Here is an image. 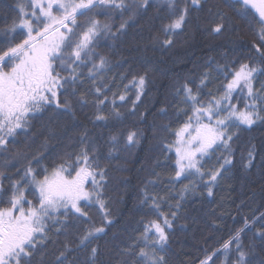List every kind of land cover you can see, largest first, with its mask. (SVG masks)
Masks as SVG:
<instances>
[{
    "label": "trees",
    "instance_id": "1",
    "mask_svg": "<svg viewBox=\"0 0 264 264\" xmlns=\"http://www.w3.org/2000/svg\"><path fill=\"white\" fill-rule=\"evenodd\" d=\"M19 1L0 0V40L4 41L0 47L7 46L9 41L17 43L26 35L18 29L15 34L11 32L5 34V29L18 16L17 13L14 18H10L14 13L12 8L17 7ZM151 1H156L159 7L154 10L148 9L144 13L140 12L143 9L135 11L137 15H131L132 18L129 21L127 17L119 18L114 14L113 12H119L117 9L109 10V13L117 19V24L111 21L108 14L97 17L101 22L111 24L113 32L119 29L123 21H128V24L125 27V38L119 42L118 48H112L111 40L101 37L97 43L101 49L96 47L95 50L100 55L108 54L109 58L114 57L113 54L116 53V56L126 60V64L129 63V68L136 71L138 77L145 76L149 81V86L146 84L147 89L140 91L136 86L125 88L124 84L116 80L115 75L111 77L113 79L105 80L106 75L111 72L109 69L97 78L95 86L102 87L109 99L108 104L101 106L103 114L114 119L111 101L115 94V107L121 108L120 112L126 116V121H123L119 127L108 126V129L102 125L101 127L93 125V120L98 124H102L104 120L96 119V95L94 91V94L90 92V87L95 89L94 82L83 79L82 82L77 81V88L83 89L81 93L86 103L80 105L76 101L75 106H78L79 110L76 111L75 121L68 120L63 127L53 126L47 129L44 124H51V121H48L47 117L43 120L38 118L35 123L37 130H34L32 123L30 130L21 136L26 139L29 136H36L37 140L32 148L39 153H51L60 157V160L63 153L69 152L71 145L76 146L77 142L84 145L88 143L91 150L100 148L104 141L109 139L121 148L124 157L117 160L112 155L111 158H106L107 161L102 162L104 173L109 172L111 183L118 185L115 193L108 194V197H111L110 205L106 204L108 210L111 209L117 214L118 220L109 224L105 233L90 244L91 247L99 248L95 258L96 264H117L122 258L128 259L131 264L132 257H124L123 250L133 244L138 234L143 232L144 223L157 217L162 221L164 216L170 220L172 205H177L181 200L182 211L177 217L176 230L173 231L172 227L167 229L168 244L164 255L168 264L200 263L211 251L210 244H219L221 247L231 235L244 226V222L237 226L242 215L255 214L256 217H260L259 213L264 209V121H258L254 129L243 126L239 130L233 129L237 134L230 142V156L221 146L215 151H222V154L213 153L202 161V171L210 173L214 168L208 166H215V162L211 160L213 155L220 164L224 156H229L231 163L225 166L226 170H221L222 175L216 182L210 183L209 175H205L203 179L199 176H190L189 181L182 183L185 188H179L176 185L167 186L163 182L162 178L165 177L167 169L165 164H159V158L164 159L165 155L164 146L161 147L162 142L158 139L160 133L169 130L170 124L177 121L175 113L180 114L182 109L187 108L181 106L180 96H175L173 92L175 82H180L182 78L200 82L201 75L207 71L210 73L209 80L206 81L207 86L202 88L201 95L207 97L210 91L217 95L226 83L224 73L217 75L213 69L215 61H219L221 66L227 65L229 69L230 64L235 61L264 68L261 57L257 54L250 57L251 51L255 48L254 45L264 44V40L261 39V23L257 15L236 0H201L200 6H191V0H187L190 5L189 14L194 15L180 32L173 35V45L163 48L159 35L161 22L169 19L167 6L161 0ZM126 2L134 3V1ZM222 14L227 28L217 36L212 34L211 27L222 22ZM80 20L83 21L84 17ZM13 35L15 40H12ZM111 61L113 60H108V62ZM82 70L88 71L87 68ZM111 73L114 74L113 71ZM257 75L256 88H259L264 75ZM68 90L61 98L59 96L60 100L66 99L64 96ZM134 92L139 93L140 98L137 101L130 97ZM118 94L130 97L132 105L128 106L126 99V105L118 101ZM88 96L95 99H88ZM103 98V96L100 97V99ZM138 104H141V107L137 106ZM39 116L41 114L37 115ZM129 118H133L137 124L130 123ZM64 127H68L71 133H65ZM117 129L125 133L118 134ZM84 132L87 133L86 136ZM109 132L116 133L115 143ZM129 132H135L137 137L141 138L143 145L140 150L135 149V143H128ZM31 152L29 149L27 151L24 148L16 149L8 159L0 161V167L6 164V161L9 165L11 158H23ZM250 152L251 156H249ZM166 160L169 162V159L166 158ZM130 167H133L132 172ZM150 175L158 179L157 190L154 186L149 189V192L153 193L152 197L158 200L159 212L152 208L151 198L147 203L143 202L140 192L148 185ZM186 186L188 190H185ZM209 187L212 190L211 196L208 195ZM168 188H170L169 194ZM173 192L175 194L171 195ZM78 223L82 224L83 220H78ZM99 223L105 222L99 219L95 225L98 226ZM262 226H264V220L258 218L250 229L241 233L243 244L253 258L251 264H261V260H264V241L256 234ZM49 229L50 227L48 231ZM70 232L68 230V234L61 236L48 233V239L44 242H48L50 251L54 249L60 252L65 243L75 249L78 240L73 237V232ZM246 239L251 240L252 243L249 244ZM43 244H40L38 240L37 245L44 246ZM140 246L143 245L140 244ZM90 249L82 248V253H77L78 250L74 251L69 256V261L72 264H90ZM135 250L139 251L138 248ZM36 254L32 257V264H52L49 255Z\"/></svg>",
    "mask_w": 264,
    "mask_h": 264
},
{
    "label": "snow or ice",
    "instance_id": "2",
    "mask_svg": "<svg viewBox=\"0 0 264 264\" xmlns=\"http://www.w3.org/2000/svg\"><path fill=\"white\" fill-rule=\"evenodd\" d=\"M161 2L167 6L169 15V22L163 25L162 31L170 37L187 24L190 5L187 0H183V3L181 0ZM236 2L243 6L251 4L257 10L262 25L261 39L264 40V0H259V3L255 0ZM148 6L149 0H134L133 4H128L125 0H31L30 12L21 7V14L5 29V34H15L17 28H20L26 33L25 37L17 43L9 41L7 46L0 47V152L7 151L9 138L17 136V130L25 133L29 131L31 119L45 112L54 102L57 109L64 113L71 112L70 101H61L59 96L69 88L72 89L70 95H76L77 81L82 82L83 79L94 82L96 119L106 121L108 116L103 114L101 106L108 104L109 99L105 90L95 86V82L108 70L109 62L95 49L101 37L116 39L128 21H123L119 29L113 32L111 24L101 22L97 17L106 16L108 10L116 9L121 10V14L129 11L135 15V11ZM191 6H200V0H191ZM81 17L85 19L81 21ZM131 18L130 16L129 19ZM224 20L222 14V22L211 27L212 34L218 36L226 30ZM12 40H15V35ZM3 44L4 41L0 40V45ZM171 44L170 38L162 42L163 47H170ZM254 47L264 63V44ZM84 68L88 69L87 74L82 71ZM217 69L224 73L226 80L219 95L210 91L206 100L201 99L202 88L207 86L206 81L209 80L207 71L201 75L198 85L190 80L177 89L181 102L191 109L187 121L175 130L177 179L182 176H199L203 179L205 175H209L210 183L216 182L222 175L221 170H226L225 166L231 163L230 142L237 134L233 129L239 130L241 126L250 128L257 121H264V86L256 89L253 84L257 74L264 75V68L242 63L234 69H229L227 65H217ZM145 85V76H139L138 81L133 78V86L140 91H143ZM237 92L240 95H234ZM101 96L104 98L100 99ZM113 96L111 103L115 108V94ZM139 98L138 94L137 99ZM81 100L85 98L81 97ZM119 100L124 101L125 96L120 95ZM233 100L237 103H233ZM240 100L246 101L243 108L240 107ZM115 115L119 118L120 113L116 112ZM111 139L114 143L117 141L116 136ZM127 141L129 144L138 143L137 134L129 132ZM221 146L229 156L223 157L220 168L210 173L202 171V161ZM251 155L250 152L249 156ZM65 163L61 162L51 170L45 168L43 174L29 166L20 180H12L7 188L0 183V198L7 196L9 205L0 208V264H32L38 240L43 244L48 239V228L51 226L49 221L63 226L59 217H67L70 211L78 213L79 217H85L84 230L78 235L75 249L65 243L53 264H72L69 256L74 251L87 248L92 241L98 240L105 233L104 226L97 227L89 222L87 214L81 211L80 206L81 201L95 200L104 211L105 218L110 215L102 193L98 190L100 185L97 177L103 180L105 174L99 168L95 150L87 147L81 149L76 159L68 165V168L75 171L74 176L71 172L68 173L71 178L64 175L67 171ZM0 177L9 178L5 177L3 171H0ZM89 182L92 185L91 190L86 188ZM185 190H188L187 186ZM27 194L33 195L36 202L27 199ZM208 195H212L211 187ZM151 199L152 208L159 212L158 200L155 197ZM148 200L146 195L143 202L147 203ZM172 215L174 218L175 213ZM256 219L253 218L251 223L245 219L244 226L221 246L225 253H235V264H251L248 259L250 252L241 243V233L250 229ZM259 220H264V213H261ZM171 227L172 223L166 216L162 221L159 217L146 221L143 232L137 238V241H143V246L134 242L123 250V256L132 257L131 264H168L164 253L168 244L167 229ZM60 230L58 227L57 231ZM256 234L264 241V226ZM137 248L139 251L135 250ZM219 251L214 250L206 255L200 264H214V258ZM98 252V247H91V264H96ZM117 264H129V260L122 258ZM261 264H264V260H261Z\"/></svg>",
    "mask_w": 264,
    "mask_h": 264
},
{
    "label": "bare ground",
    "instance_id": "3",
    "mask_svg": "<svg viewBox=\"0 0 264 264\" xmlns=\"http://www.w3.org/2000/svg\"><path fill=\"white\" fill-rule=\"evenodd\" d=\"M22 0H20L17 4V7H13V11L14 13L12 14V16L10 18H14L17 13L18 15H20V11H19V3L21 2ZM126 1H129V2H133L134 0H126ZM125 1V2H126ZM128 3V2H126ZM129 4V3H128ZM159 7L157 5V2L156 1H151L149 0V6L144 9V8H141L143 9L142 11L140 12H146L148 9L149 10H154L155 8ZM119 12H113L114 14L118 15L119 18H126L127 17V20L129 21V17L132 15V12H129V11H126V12H123V14H121V10L117 9ZM140 10V9H139ZM135 11V10H133ZM135 14L137 15V12H135ZM194 14H189L188 15V20L191 19V17L193 16ZM108 16L109 18L111 19V21L115 22L116 24L118 23L117 19L115 18V16L112 14V13H109V10H108ZM169 22V19H167L166 22H161V26L163 27V25L167 24ZM162 27H161V34L159 35L160 36V39L159 41L162 43L163 40L165 39H171L173 41V35L172 36H167L163 31H162ZM126 29V28H125ZM123 30L122 32L118 33V36L116 39H110L111 40V46L112 48H118V45H119V42L120 41H123V39L125 38V33H126V30ZM20 32H22V34H24L25 32L22 30V29H19ZM117 31V30H116ZM115 31V32H116ZM181 30H177L176 32H180ZM26 34V33H25ZM173 44H171L172 46ZM170 46V47H171ZM260 46V45H258ZM163 47V46H162ZM163 48H168V47H163ZM114 53V52H113ZM251 55L250 57H253V55L257 54L259 56V54L256 52L255 48H253V50L251 51ZM116 53H114V57H111L109 58L110 56L108 54H102V56H104L107 60H113L111 62H109L108 64V69L109 71H113L114 74H112L110 72V74L106 75L105 77V80H108V79H113L111 78L113 75H115V78L118 82H120L122 85L124 84V86H127V88H130L133 86V78H137V81H138V73H135L136 71L132 70L129 68V63L126 64V60L118 57L115 55ZM260 57V56H259ZM235 62H232V64H235ZM237 65L239 63H236ZM217 65H220L221 66V63L219 61H215L214 65H213V69H215L217 75H221L222 72L221 71H218L217 69ZM205 69H203L204 71ZM84 73H87V71L85 70H82ZM210 72H212L210 70ZM62 75H67V73H61ZM210 75V73H209ZM147 76V75H146ZM258 77V75H257ZM257 77L256 79L253 81V84H254V87L256 88V80H257ZM148 78V77H147ZM184 80V81H183ZM113 81V80H112ZM187 81H190V80H185V79H181L180 82H175V87L173 88V92H175V96H177V89L178 88H181V86L186 83ZM195 83L198 85L199 82L197 80H194ZM262 82L260 83L259 85V88H256V89H260L262 86H263V81L264 79L261 80ZM148 79H146V84L147 86H149V83H148ZM126 88V87H125ZM138 88V87H137ZM139 89V88H138ZM147 89L146 85L144 86L143 90L145 91ZM83 91V89L81 88H76V95H70V93L72 92V89L68 90L67 93H65V98L67 100L70 101L71 105H72V111L71 112H68V113H64L63 111H58L56 110V107L54 106H51V108L47 109L45 112L41 113V116L39 117H36V118H33L31 119L30 121V127H31V124L33 123L34 125V130H37V128L35 127V123L37 122L38 118L42 120L45 119L46 117L48 118V121H51L50 123L51 124H44L45 128H51L53 126H65L66 123L69 121H75L76 120V111L79 110L78 106H75V103L76 101H78V103L80 105H84L86 102L85 100H81V97H84L83 96V93H81ZM93 91L95 92V89H93V87H90V92L91 94H94ZM223 91V90H222ZM220 91V92H222ZM129 92V91H128ZM220 92L217 94L219 95ZM137 93L138 92H134L133 94L130 95V97L132 96V99L134 101H137ZM121 95V94H120ZM119 94L117 95V99L118 101L119 100ZM235 95V93H234ZM238 95H240V93H238ZM130 97H126V100H127V105L128 106H131L132 105V100ZM136 97V99H135ZM204 96H201V98H203ZM95 99L94 97L92 96H88V99ZM181 99V97H180ZM242 102V100H240ZM120 102H123L125 105H126V101H120ZM243 102H246L243 100ZM141 104H138L137 106L141 107L140 106ZM181 106L184 107L186 106L187 108L185 109H182L181 110V113L178 114V113H175L176 115V119L177 121L173 122L170 124L169 126V130H166V132H163V133H160L159 135V140H161L160 142H162L161 144V147L164 146V155L167 159H169V162L166 160V158L164 157L163 158H159V164H165L166 165V169H167V173L165 174V177L162 178L167 186H171V185H176V186H179V188H185L184 185L182 184L183 182H187L190 180V176H187V177H181L179 179L176 178V171H177V164H176V160H177V155L176 153L173 151V143L174 141H176V136H175V130H177L184 122L187 121L188 119V115H191V109L188 105L184 104L181 102ZM241 108H243V105L240 106ZM121 108L118 109V107L116 108H113V118L111 116H108V119L102 123V124H98V122L96 123L95 120H93V125H95L96 127H98V125H101L104 126L106 129H108V126L110 127H119L123 121H126V116L120 112ZM82 112V111H81ZM116 112H119L120 113V116L119 118L116 117ZM187 113V114H185ZM129 122L130 123H133L134 125H136L137 121L135 122V120L133 118H129ZM139 122V121H138ZM258 122V121H257ZM255 123L253 126H251L249 129H254V127L258 124V123ZM132 125V126H134ZM245 127V126H244ZM64 130L65 133H71L70 130L68 129V127H64ZM98 130V129H96ZM119 130L118 134H121L123 135L125 132L121 129H117V131ZM20 131L22 130H17V132L19 133ZM115 131V130H114ZM28 132V131H27ZM35 132V131H34ZM25 133L24 131H22L21 133H19L17 136H15L14 138H9L10 142L6 145V148H7V151L5 152H0V161H3V160H6L10 157V153H8V151H15L16 149H22L24 148L26 151L29 149L31 150L32 152L27 154V155H24L23 158L21 157H18V158H11V163L9 165L4 164V165H1L0 167V171H3L5 173V177H9V178H4V177H0V183H2L3 187L7 188L9 186V184L11 183L12 180H20L21 176H23L24 174V170L31 166L36 172L38 173H41L43 174L44 173V167H43V161H41L42 157H43V153H39V151H35L32 147L35 146V143H36V140H37V137L36 136H29L28 139L26 138H23L21 137L22 134ZM84 136L87 135L86 132L83 133ZM109 134L113 137V136H116V133H113V132H109ZM28 135V134H26ZM111 137V138H112ZM117 137V136H116ZM137 140L139 141L138 143H135V149L136 150H140L141 149V146L143 145V142L141 140L140 137H137ZM40 141V140H39ZM43 141V140H41ZM117 144H113L109 139L106 140V142L104 141V143L101 145L100 148L98 149H94L95 150V156H96V159L98 160V163H99V168L104 170V167L102 166V162L104 161H107L106 158H111V156H115V158L118 160L120 159L121 157H124L123 155V152H121V148L120 147H117L116 146ZM169 145H172L171 148H169ZM89 148L88 147V143H86L85 145L84 144H79V142H77V145L75 146L74 144L71 145V149L69 150V152H64L61 156V162H66L65 165H69V163H71L72 159L74 160L75 157H76V154H78L82 148ZM234 149V147L232 148V150ZM222 152V151H221ZM220 151H214V152H211L208 156L210 157L213 153H219V154H222ZM137 154V152L135 153V155ZM52 157V158H51ZM105 157V158H103ZM216 156H212L211 157V160L213 162H215V166H208L209 168H214L213 171L215 169H219L220 168V162L217 161V158H215ZM59 159V157L57 156H54L52 155L51 153H47L46 155V161L49 165H53L55 166V163H57V160ZM37 160L39 161V163H37ZM31 161V165H29V162ZM138 161V159L136 160ZM246 161H244L245 163ZM158 164V163H157ZM132 168L133 167H130V171L132 172ZM159 168V167H158ZM104 179L103 180H100L99 177H97V180L99 181V191L102 193V198L104 200V202L107 204V205H110V201H109V198L111 200V197H108V194H112V193H115L117 190H118V185L115 184L114 182L111 183L110 181V177L111 175L108 173H104ZM110 181V182H109ZM148 185H146L145 187H143L144 189H141V196H143V201H144V197L147 195L149 198H152V196L154 195L153 193H150L149 192V189L151 188H154L155 186V190H157L156 188V185L158 184V179L153 177L152 175L149 176V179H148ZM192 184L195 185V182L192 181ZM87 189L91 190L92 189V185L91 183H88L87 185ZM168 194L170 193V188H168ZM175 194L174 192L171 193V195ZM176 198L178 196H175ZM27 199L29 200H33L31 195L27 194ZM0 200H2V202H0V208H3V207H6V206H9L7 201H8V197L7 196H4L2 198H0ZM34 201V200H33ZM182 200L177 204L179 205V207H177V205H172L171 207V215H170V221L172 223V229L173 231L176 230V227L178 225V219L177 217L179 216L180 212L182 211ZM25 207H27V205H25ZM81 210L82 212H85L87 214V218L89 220V222L91 223H94V224H97L98 220L99 219H102L103 222L105 223H99L97 227H101V226H104L105 229L106 227L109 225V224H112L114 221H117L118 220V216L117 214H115L111 209H109L110 211V215L105 218V213L103 210H101L99 204L93 200L91 202H87L86 204H84L82 207H81ZM62 212V211H61ZM72 211L69 212V215L67 217H64V216H60L59 219L63 221V226L61 225H54L52 224L51 221H49V224L51 225L50 226V229L48 231L49 235H53V236H61L65 233L68 234V230H70L71 232H73V237L74 238H78V235L81 234L84 230V223L80 224L78 223V220H84L85 217H79V214L78 213H71ZM172 213H175V217L173 218V215ZM244 218H243V217ZM241 216V221L239 222V224H237V226H240V224H243V222L245 221V219H249L251 221H253V218H256L255 214H248L246 216L242 215ZM73 217H79V219H74ZM177 219V220H176ZM108 221H111V223H108ZM257 221V219H256ZM61 228V230L58 232L57 231V228ZM70 232V233H71ZM141 235V233L138 234V237ZM137 237V238H138ZM137 238L135 240V242H138L140 243L141 245H143V241L140 240V241H137ZM242 238V237H241ZM249 244H251V240L249 239H246ZM251 242V243H250ZM244 249L246 251H248L247 247L244 246L243 244V240L241 241ZM44 246H40V245H37V249L35 251V254L34 256H36L37 254L36 253H40V254H44L45 256L49 255V259L50 261H52V264L54 262V259L57 255H59V252H56L54 249H51V251L49 250V247H48V242H44L43 244ZM209 249L211 250L208 254L212 253L214 250H220L218 252L217 255L219 256H216L214 258V264H235V259H236V255L233 251H229L228 253L224 254V251L221 249V247H219V244H210L209 245ZM235 247V245H233V248ZM91 248V245H89L87 248L85 249H90ZM83 250L82 249H79L77 251V253H82ZM223 255V257L221 256ZM224 258V259H223ZM205 259V257H204ZM248 259L250 261H252V255L249 254V257ZM90 261H91V258H90ZM91 264V262H89ZM252 263V262H251ZM193 264H200L199 262L196 263V262H193Z\"/></svg>",
    "mask_w": 264,
    "mask_h": 264
},
{
    "label": "rangeland",
    "instance_id": "4",
    "mask_svg": "<svg viewBox=\"0 0 264 264\" xmlns=\"http://www.w3.org/2000/svg\"><path fill=\"white\" fill-rule=\"evenodd\" d=\"M201 1V0H200ZM255 2L256 3H259V0H255ZM30 3H31V0H22L20 3H19V11H20V9H21V7H23L24 8V10L26 11V12H30L31 11V8L29 7V5H30ZM242 4V3H241ZM245 7H247V8H249V9H251L256 15H257V17H258V20L260 21L261 20V18H260V16H259V13L257 12V10L255 9V8H253L252 6H251V4L250 5H248V6H245ZM85 19V18H84ZM261 23V22H260ZM12 24L10 23L9 25H8V27H10ZM262 26V25H261ZM18 30L20 29V28H17ZM97 48H99V49H101V46L100 45H97ZM240 64H242V63H239L238 65L235 63V64H230V69H234V68H238L239 67V65ZM5 70H7V69H5ZM229 79H231V76H230V78ZM139 93H137V95H138ZM244 94L246 95V89L244 90ZM136 95V96H137ZM235 95H238V92L237 93H235ZM61 96L62 95H60V98H61ZM127 97V96H126ZM126 97H125V99H126ZM59 98V99H60ZM208 97H203V98H201V99H204V100H206ZM135 99H136V97H135ZM63 100H65V99H62L61 101H63ZM233 103H237V101L236 100H233L232 101ZM239 103H240V106L241 105H243L244 106V103L245 102H243V100H242V102L241 101H239ZM52 106H54V107H56L55 106V102L53 103V105ZM51 108V107H50ZM49 108V109H50ZM56 110H58V111H60L59 109H57L56 108ZM244 127V126H243ZM246 128H249V127H247V126H245ZM175 141H174V143H173V151L176 153V151H175ZM49 152V151H48ZM8 153H10V154H12L13 153V151H8ZM46 152L45 153H43V157H42V159H41V161H43L42 163V165H43V167L44 168H48L49 170H51L54 166L53 165H49L48 163H47V161H46ZM12 157V156H11ZM52 158V157H51ZM72 161H74L73 159H72ZM71 161V162H72ZM59 162V163H58ZM61 163V160H60V157H59V159L57 160V163H55V166L56 165H58V164H60ZM70 164V163H69ZM65 168L67 169V171L64 173V175L67 177V178H71L70 176H68V173L69 172H71V175L72 176H74L75 175V171H73L71 168H68V166L67 165H65ZM183 177H187V176H183ZM90 183V182H89ZM86 188H87V186H86ZM87 190H89V189H87ZM29 195H31V194H29ZM31 197H32V199L34 200L33 202L35 203L36 202V200H35V198L33 197V195H31ZM93 201V200H92ZM88 201H81L80 202V206L82 207L84 204H86ZM61 211L63 212V209H61ZM82 211V210H81ZM71 213H75L74 211H72ZM261 213H264V209L259 213V214H261ZM257 219L259 218V216H257L256 217ZM241 241H242V238H241ZM244 242V241H243ZM233 247V246H232ZM224 254H226L225 252H224ZM222 257H223V255H221ZM224 259V258H223Z\"/></svg>",
    "mask_w": 264,
    "mask_h": 264
}]
</instances>
